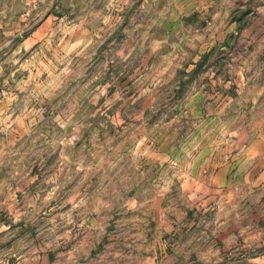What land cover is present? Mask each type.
<instances>
[{
    "label": "rangeland",
    "instance_id": "1",
    "mask_svg": "<svg viewBox=\"0 0 264 264\" xmlns=\"http://www.w3.org/2000/svg\"><path fill=\"white\" fill-rule=\"evenodd\" d=\"M0 264H264V0H0Z\"/></svg>",
    "mask_w": 264,
    "mask_h": 264
}]
</instances>
